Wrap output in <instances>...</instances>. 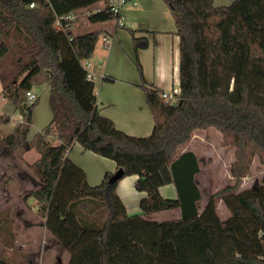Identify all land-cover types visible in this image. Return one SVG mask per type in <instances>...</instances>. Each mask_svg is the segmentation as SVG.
Masks as SVG:
<instances>
[{"label":"trees","instance_id":"16d2710c","mask_svg":"<svg viewBox=\"0 0 264 264\" xmlns=\"http://www.w3.org/2000/svg\"><path fill=\"white\" fill-rule=\"evenodd\" d=\"M109 1L0 0L1 94L22 115L9 136L0 135V152L39 151L31 167L40 185L30 194L42 202L41 224L69 252L68 264H264V176L260 184L236 192L254 159L264 164V0L226 6L165 0L180 39V93L175 103L142 81L154 118L147 137L118 129L98 108L84 63L93 58L101 30L75 34L72 24L56 28L63 16L100 2L103 9L90 22L113 19ZM131 33L135 49L148 45ZM45 85L52 119L30 139L39 97L28 105L26 93ZM11 120L0 115V134ZM208 128L222 134L223 146L235 147L230 169L235 183L202 206L200 160L194 151L180 149L196 130ZM75 142L115 161L123 175L111 183L114 173L107 172L100 184L91 185L68 156ZM129 175H137L136 189L147 193L138 214H128L117 193ZM167 184L174 185L176 198L161 194ZM218 198L230 211L226 220L219 216ZM174 208L181 211L180 221L149 217ZM0 264L12 263L0 256Z\"/></svg>","mask_w":264,"mask_h":264},{"label":"crops","instance_id":"0c3cea01","mask_svg":"<svg viewBox=\"0 0 264 264\" xmlns=\"http://www.w3.org/2000/svg\"><path fill=\"white\" fill-rule=\"evenodd\" d=\"M233 1L235 0H214L216 6L230 5ZM103 4L104 2H100L79 11L82 12L79 19L72 25L75 34L101 30L94 56L91 59L93 81L97 87L95 90L98 108L104 116L112 119L118 129L127 134L137 137L150 136L154 129V118L140 84L143 81L147 86L166 92L179 88L180 39L176 33L175 17L165 0H127L123 11L125 26H118L116 18L96 24L90 22V16L86 14V11L103 7ZM131 31L137 38H146L148 45L135 49ZM105 35H111L109 44L104 42ZM134 59L138 60L142 67V76L137 71ZM107 77L113 78V81L108 80ZM34 91L38 94V105H40V98L43 94L48 98L50 87L47 85L35 87ZM1 92L0 80V97L5 99ZM49 108V112L46 109L45 120L39 131L44 129L52 119V110L51 107ZM37 110L36 108L33 113V122H35ZM29 138L32 137L29 136ZM50 139L58 142L53 135ZM32 150L38 153L34 160L36 161L40 153L37 149ZM183 151L187 150L181 152ZM68 156L85 170L88 182L93 186L100 184L107 172L117 171L115 161L84 150L78 142L72 145ZM137 178V175L126 176L117 185V193L124 202L128 214L140 213L141 199L147 195L146 192L136 189ZM160 192L168 198L177 196L173 184L161 186ZM166 211H176L173 217L181 219L179 208ZM154 216L155 214L149 217L153 219ZM43 227L49 232L45 226Z\"/></svg>","mask_w":264,"mask_h":264},{"label":"rangeland","instance_id":"374dc122","mask_svg":"<svg viewBox=\"0 0 264 264\" xmlns=\"http://www.w3.org/2000/svg\"><path fill=\"white\" fill-rule=\"evenodd\" d=\"M127 24L130 26L129 22ZM134 62L136 64V59ZM135 66L139 73L137 64ZM95 88L97 90L96 86ZM49 95L47 98L43 94L40 98L41 104L36 107L38 110L30 129V137L38 133L44 123L46 109L49 112ZM173 101L176 103L178 100ZM2 114H8L12 118L9 124L1 126L0 135L4 138L9 136L22 115L15 105L0 97V115ZM222 143V134L215 128H208L196 130L193 140L180 149L194 151L200 160L197 181L203 195L202 206L212 194L235 183L230 172L235 161V147L223 146ZM37 155L36 150L23 156L8 149L0 152V256L12 264H68L69 252L41 224L45 220L41 200L30 194L40 185V179L31 167V162ZM263 176L264 164L256 157L249 175L243 178L236 192L260 184ZM217 210L222 220L230 216V211L220 198L217 199ZM175 212L157 213L153 219L180 221L181 219L173 217ZM196 235L199 238L202 236L201 233Z\"/></svg>","mask_w":264,"mask_h":264},{"label":"built area","instance_id":"2783aa9c","mask_svg":"<svg viewBox=\"0 0 264 264\" xmlns=\"http://www.w3.org/2000/svg\"><path fill=\"white\" fill-rule=\"evenodd\" d=\"M126 3H127V0H110L109 1V10L112 13V15L114 16V18L117 19L118 26H121V27L125 26L123 11H124V7H125ZM30 7H35V2H31ZM102 9L103 8L100 7V8L94 9L92 11H86V14L91 16L94 12L101 11ZM81 13L82 12H72L69 15L63 16L61 19H59L57 21L56 28L62 29V30L69 28L71 24L73 25V23L79 19ZM103 39H104V42L106 44H109L111 41V35H105L103 37ZM84 66L88 70V77L90 79H93L94 75L91 71V60L86 61L84 63ZM179 93H180L179 88H173L170 92L163 91L162 96L166 100H172L173 101L174 99H177V95ZM37 98H38V94L34 91V89L27 91L26 102L28 105H31L32 103H34ZM21 120H22V118L19 119L18 121L20 122Z\"/></svg>","mask_w":264,"mask_h":264},{"label":"water","instance_id":"95a60500","mask_svg":"<svg viewBox=\"0 0 264 264\" xmlns=\"http://www.w3.org/2000/svg\"><path fill=\"white\" fill-rule=\"evenodd\" d=\"M179 104H182V100H180ZM123 175V170L118 169L111 177H110V182L114 183L117 179H119Z\"/></svg>","mask_w":264,"mask_h":264}]
</instances>
